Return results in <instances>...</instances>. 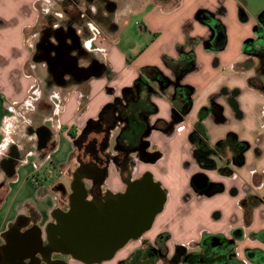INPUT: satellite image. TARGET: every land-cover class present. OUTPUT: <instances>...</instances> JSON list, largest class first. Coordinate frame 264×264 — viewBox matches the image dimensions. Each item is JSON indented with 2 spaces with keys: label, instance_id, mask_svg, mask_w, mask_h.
<instances>
[{
  "label": "crops",
  "instance_id": "1",
  "mask_svg": "<svg viewBox=\"0 0 264 264\" xmlns=\"http://www.w3.org/2000/svg\"><path fill=\"white\" fill-rule=\"evenodd\" d=\"M45 1L43 8L40 0H0V264L45 263L39 254L33 259L29 254H19L18 248L25 244L11 237L12 233L21 234L33 228L41 231L43 239L45 232L68 212L60 203L62 191L56 185L68 175L71 159L78 165L73 140L77 129L94 121L105 105L144 75V67H155L158 72L154 76L173 81L177 78L174 85L184 89L173 99L175 90L171 84L158 91L153 80L150 100L156 108L149 123L159 120L160 127L151 128L147 151L155 152L156 143L157 148L164 149L165 157L167 150L181 147L178 162L182 161L188 171L179 185H174L171 179L160 180L168 189L163 207L140 237L153 240L158 233L167 232L170 237L166 246L172 253L175 245L196 249L205 236L220 233L231 238L232 230L239 228L240 236L235 240L238 258L244 264H264L260 257L256 260L246 257L247 250L264 255V91L247 81L254 77L260 85L263 77L257 73L256 60L244 50L245 42L254 35L258 16L252 11L249 15L241 13L238 0H129L127 14H116L113 18L116 27L102 37L97 35L96 26L90 24L96 33L84 45L100 52L105 68L67 86L45 89L39 86L38 73L34 71L38 63L32 58L34 49L27 40L32 32L37 37L39 25L50 22L52 1ZM133 12L141 14V21L134 25L143 42L133 56L125 61L121 57L119 63L118 41L123 24ZM216 20L223 26L224 34L217 30ZM221 41L223 44L218 46ZM132 45L135 47L134 42ZM247 64L251 67L247 68ZM47 89L51 90L45 93ZM43 96L46 99L39 106ZM187 105L189 108L185 110ZM201 109L204 115L200 119ZM178 119L180 122L174 125ZM75 120L78 122L73 126ZM231 120L242 123V132L222 128ZM197 121L205 128V140L211 150H216L215 144L229 132L237 140L247 142L243 163L234 165L232 153L225 147L211 154L215 167H202L194 152L195 142L184 134L188 131L189 138ZM179 123H184L185 128L176 131ZM38 127L50 131L42 149L37 148ZM178 136L180 145L174 143ZM9 153L12 162L6 169L1 163ZM153 162L139 159L130 179L126 169L122 170L115 161L109 162L100 176L95 172L81 177V187L89 192L82 198L91 201L90 189L97 183L102 196L114 199L129 181L146 170L144 164ZM226 167L229 174L220 171ZM199 172L212 184H222V190L210 196L195 190L192 178ZM83 180L89 181V185ZM68 185H64L66 191L71 189ZM218 194L219 203L215 202L211 208L201 205L204 210L200 216L194 201L200 200L201 204L203 199ZM130 241L110 259L91 264H118L140 246L139 240L133 239L132 245ZM46 261L87 264L54 253Z\"/></svg>",
  "mask_w": 264,
  "mask_h": 264
},
{
  "label": "flooded vegetation",
  "instance_id": "2",
  "mask_svg": "<svg viewBox=\"0 0 264 264\" xmlns=\"http://www.w3.org/2000/svg\"><path fill=\"white\" fill-rule=\"evenodd\" d=\"M51 1L53 2L52 10H59V7H54L55 1L60 4H58L60 6L59 13L49 12V24L39 25L35 49L32 53L33 60L38 64L45 65V74L41 78L45 88L58 85L67 86L79 79L88 78L95 74L97 70L101 71L105 68L100 52L89 50L84 45V42L89 39L92 40L96 33L93 32L95 27L92 29L90 24L96 26L97 35L99 38L102 37L116 27L113 22L116 14H127V2L129 0ZM140 1L143 2L144 0ZM253 33V37L248 38L246 41L245 53L249 58L256 60L257 68L260 65V55H264V19L257 21ZM153 80L159 88H157L158 91L164 90L168 84H171L175 90L172 96L173 99L178 97L181 90L184 91L179 84L174 85L175 82L178 83L177 78L173 81L167 77H157L153 73L145 72L144 75L136 79L131 87L124 89L120 97L105 105L98 117L87 124L82 132L74 137L78 165L68 185L71 189L66 191L62 181L56 185L62 191L63 199L60 203L68 212L74 206L76 197L81 195L78 193L81 192L78 191L81 186V177L95 172H98L100 176L106 165L111 161H115L118 167L127 170L130 179L139 159L147 161L157 159L158 152L147 151L151 128L160 127L159 120L154 121L152 124L149 123V117L155 112L156 108L150 100V96L154 93ZM261 85L264 86V77ZM45 130L46 128L38 127L36 134H42ZM107 149L111 150L112 153H107ZM194 152L201 165L213 153H207L205 147L199 141L195 142ZM10 154L1 163L2 167L6 169L11 166ZM147 173L149 172L144 170L131 181L139 179ZM196 182L201 184L200 180H196ZM215 187L216 183L211 184L210 191L214 190ZM98 189V184L94 183L90 189L93 196L91 201L83 198L82 201H86L87 204L95 208L103 207L111 198L102 196ZM88 193L84 190L82 195ZM35 232L32 228L21 234L15 235L12 233L11 237L19 238L25 244L18 248L17 252L19 254H27L28 249L34 248ZM45 233L46 236L43 238L45 246L37 248L40 258L45 261L42 264H47L46 259L50 252L68 258L69 255L62 254L59 248L54 245L55 239L60 238L57 225L53 228L50 227ZM239 236V228L232 230L231 238H227L220 233L205 236L198 242L196 249L189 250V248L175 245L172 253L169 252L166 246V242L170 237L167 232L158 233L153 240L139 237L136 240L140 241V246L136 249H142L146 256L139 258L142 255L141 253L138 258L133 257L130 264L140 262L141 264H157L156 261L159 260L168 264H244L235 251V240ZM252 251H246L247 259H258V251Z\"/></svg>",
  "mask_w": 264,
  "mask_h": 264
},
{
  "label": "water",
  "instance_id": "3",
  "mask_svg": "<svg viewBox=\"0 0 264 264\" xmlns=\"http://www.w3.org/2000/svg\"><path fill=\"white\" fill-rule=\"evenodd\" d=\"M178 122L179 119L174 125ZM36 135L37 148H44L50 131L46 128L42 134ZM196 180H200L201 184H197ZM192 182L199 193L210 196L216 192L210 191L212 182L208 183L204 173L195 174ZM84 190L80 186L78 191L81 192L78 193L81 195L76 197L74 206L58 219L60 238L55 239L54 245L61 253L87 264L110 259L127 241L140 237L151 227L165 201L164 190L150 173L128 183L122 193L100 208L82 201ZM35 233L34 248L27 250L32 259L38 254L37 248L45 246L41 231Z\"/></svg>",
  "mask_w": 264,
  "mask_h": 264
},
{
  "label": "rangeland",
  "instance_id": "4",
  "mask_svg": "<svg viewBox=\"0 0 264 264\" xmlns=\"http://www.w3.org/2000/svg\"><path fill=\"white\" fill-rule=\"evenodd\" d=\"M136 1H140V0H136ZM40 2H41L40 5L43 8L46 7L47 2L45 0H40ZM58 4L59 3L55 1L54 7H59V10H60V6H59L60 4L59 5ZM238 4H239V7L241 9L240 10L241 13H244V14L246 13L248 15H249L250 11H252L257 16H259L261 14V12L264 10V0H238ZM52 7H53V2H52V6L51 5L49 6V9L51 10V12L59 13V10H56V9L52 10L53 9ZM140 17H141L140 13L136 14V12L135 13L133 12L130 14V16H128L127 23L123 24L124 26L122 27V32H121V36H120L121 39L118 41V47H117L118 57H116V60L119 63L122 60L121 57H123V61H125L127 57L133 56L136 53L137 48L143 42V39L140 38L138 32H136V31H138V28H136V23L134 25V22H140L141 21ZM27 38H28L27 39L28 42H30V45H32L33 49H35L34 42L36 41V33L35 32L29 33L27 35ZM133 42L135 43V47L132 48ZM249 64L246 65L247 68L251 67ZM34 71L35 72L37 71V73H38L39 86L41 88H45L42 79H40L45 74V65L44 64H38L35 67ZM232 76H233L232 71H230L229 77H232ZM247 81H248V79H247ZM54 89H56V88L54 87ZM49 90H51V89H49ZM49 90L48 89L45 90V93H47ZM44 99H46L45 96H43V98L40 100L41 102H39V106L42 105ZM80 106H82V104H80ZM35 111L37 112L38 109H36ZM187 118H189V116ZM77 122H78V120H75L73 123V126H76ZM223 127L224 128L232 127V129H235L236 131L239 130L240 132H242V130H241L242 123H239L238 121H235V120H231L230 122L224 124L222 126V128ZM81 132H82V129H80V128L77 129V135H79ZM184 134H185V137L187 139H189L188 138V131H186ZM167 137H169V134L167 135ZM162 138H163V140H165L164 136ZM174 143L176 145L181 144V142L179 140V136L174 141ZM154 144H155L153 146L155 148L154 151L158 152L159 156L153 163H147V165L144 164V166H146V170L148 172H151L152 175L154 174L153 179L156 182L160 183V185H161V187L164 190L165 195H166L168 192V189L167 190L165 189L166 187H164L162 185L160 180L166 181L168 179H171V181H174V182H172L174 185H179V182H181L183 180V178L185 177V174L188 171V169H187L188 167H185L182 161H181V163L178 162V155L180 153L181 147H178V146L173 147V145H172L173 149L167 150L166 156L164 157V155H165L164 149L163 148H161V149L157 148V144L156 143H154ZM106 152L112 153V151L108 150V149L106 150ZM163 157H164V159H163ZM75 166H76V160L71 159V162L68 166L71 169H69L68 175H65L64 179L61 178V181H62V179L64 180V185L67 186V184H69L70 180H72V178H73L72 169L75 168ZM55 176L56 175L54 174L53 177L55 178ZM83 181H85V180H83ZM88 182L89 181H85L84 183L88 186L89 185ZM220 198H221V196H220V194H218V195H215V197H208V198L203 199V201H201L202 202L201 204H200V200L194 201V208L196 206L195 209H198L200 211V216H201V215H203L202 212L204 210V209H200L201 205H203V207L208 206L209 208H211L213 205H215V202L219 203ZM171 202H172V199H171ZM202 221H203V219H202ZM45 236H46V233L44 234V237ZM129 243H130L129 245H132L133 241L131 240ZM156 262H157V264H168V263H162V261H160V260L156 261Z\"/></svg>",
  "mask_w": 264,
  "mask_h": 264
},
{
  "label": "trees",
  "instance_id": "5",
  "mask_svg": "<svg viewBox=\"0 0 264 264\" xmlns=\"http://www.w3.org/2000/svg\"><path fill=\"white\" fill-rule=\"evenodd\" d=\"M264 19V10L261 12V14L258 16V20H263ZM216 24H218V30L221 32V34H224L223 32V26L221 25V23L216 20L215 22ZM223 44V42L221 41L219 43L218 46H221ZM246 44V42H245ZM245 44H244V50H246L245 48ZM193 60L192 55L189 56L188 61L191 62ZM145 72H149V73H157L158 70L155 67H144L142 69ZM258 75L263 76L264 77V55H260V65L256 68ZM257 78V77H256ZM248 83L251 86H254L256 88L262 89L264 91V86H262L261 84L258 85L255 82V78H249L248 79ZM128 90V89H127ZM126 90V91H127ZM189 105H187L185 110H188ZM203 110L201 109L199 112V118H203ZM206 137V132H205V128L203 126V124L201 123V121H197L194 127V130L190 133L189 135V139L192 142H196L199 141L206 149L207 153H215L216 151L218 152V149L221 150L225 147L229 148V150L232 153L231 156V162L234 165H241L243 163V152L246 150L248 144L245 141H239L237 140V137L234 133L229 132L227 133V135L225 136V138L219 140L216 144H215V149L216 150H211L208 146V142L205 140ZM229 162V160H228ZM202 167L205 168H213L215 167V162L214 160L209 157L207 158L206 162L202 163L201 165ZM220 171L223 172L224 174H229L230 170L226 167V168H220ZM223 186L222 184H216V187L214 190L218 191V190H222ZM1 202V199H0ZM252 251V250H250ZM255 252V251H252ZM141 257L139 258H144L145 253L142 252V249H135L131 254H129V256H127L125 259L121 260L118 264H130L132 262V258L136 256V258H138L139 254H141ZM249 254H251V252H249ZM258 256L260 257L261 260H259L260 262L264 263V255L257 253ZM137 264H141L137 263ZM154 264V263H153Z\"/></svg>",
  "mask_w": 264,
  "mask_h": 264
},
{
  "label": "built area",
  "instance_id": "6",
  "mask_svg": "<svg viewBox=\"0 0 264 264\" xmlns=\"http://www.w3.org/2000/svg\"><path fill=\"white\" fill-rule=\"evenodd\" d=\"M185 128V124L184 123H179L177 126H176V131H181Z\"/></svg>",
  "mask_w": 264,
  "mask_h": 264
}]
</instances>
